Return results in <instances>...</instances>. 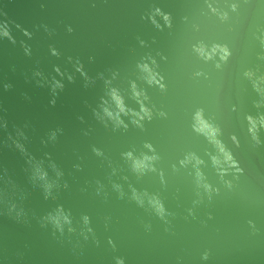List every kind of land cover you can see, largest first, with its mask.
Masks as SVG:
<instances>
[{"label": "water", "instance_id": "1", "mask_svg": "<svg viewBox=\"0 0 264 264\" xmlns=\"http://www.w3.org/2000/svg\"><path fill=\"white\" fill-rule=\"evenodd\" d=\"M262 119L264 0H0V264H264Z\"/></svg>", "mask_w": 264, "mask_h": 264}, {"label": "clouds", "instance_id": "2", "mask_svg": "<svg viewBox=\"0 0 264 264\" xmlns=\"http://www.w3.org/2000/svg\"><path fill=\"white\" fill-rule=\"evenodd\" d=\"M159 11V10H157ZM165 21H167L168 17L165 15L164 17ZM18 27V26H17ZM42 27H44L45 32L48 33L49 36H51L53 33L52 31H50L46 25H42ZM67 31L69 33L72 32V28L68 27ZM3 37L6 38L7 40H9L11 43L15 44L16 40L13 38V36L11 35L10 30L8 29V27H5V30L2 33ZM23 35L25 37H31V34L27 31L23 32ZM20 46L23 49V52L25 55L30 56L31 55V50L30 47L25 44V42L23 40H21L20 42ZM219 49L221 53H223V55L221 56V59H226V57L229 55L228 51L226 48L221 47L219 45H214L211 53L209 52H205L203 47H199L197 49H195L199 54H201L205 59H210L211 58V54H214L216 52V50ZM49 52L52 56H59L60 53L51 45L49 46ZM67 60L69 62H71L73 60L72 57H68ZM81 63L79 61V58L76 59L75 63L73 64V69L74 71L80 73L81 75H83V73L80 71L81 70ZM145 71H148L147 65L143 66ZM53 71H55L58 75H64L63 72H61V70L58 67L53 68ZM34 75L39 76L41 75L39 72L34 73ZM67 79L69 80V82H71L73 80V77L71 75H68ZM152 82V81H150ZM38 84H40V81H37ZM44 83H49L50 89L53 92V95H56V90L57 89H62L63 88V84L59 82V80H57L55 77L52 78V80L49 81H44ZM42 86V85H41ZM11 85L10 84H4V88L8 89L10 88ZM161 87H163V85H161ZM112 98L115 100L117 106L120 108L121 111H124L123 106L121 105V101L119 96L116 95L115 91L112 92ZM51 104H55V100H51L50 101ZM107 112V110H105ZM141 112L144 114V116H141L140 119H143L144 117H148L149 119L151 118L150 112L148 109H146L143 105H141ZM107 115H109L111 117V113H107ZM139 116V113L135 114ZM250 124L252 125L249 129L250 132H255V122L252 120L251 117L248 118ZM195 125H194V130L197 132H200L202 134H204L205 136H207L210 140H212L217 147L219 148V150L224 154L225 160L226 161H230L231 160V155L226 152L223 148V146L220 144L219 141L215 140V136L217 134V129L213 128L210 124H208L201 116V113L198 111L195 114ZM135 123V121H134ZM261 125L264 126V119L261 120ZM4 127L7 128V122H5ZM7 136V142L8 144L10 143L11 147H14L15 150L18 151V153L20 154L21 157H24L27 153H26V146L24 144V138L21 137V135L19 134V130H13V132H7L6 133ZM146 147H150V145H145ZM126 155H131V153H127ZM145 159H150L149 157H145ZM215 160V158H214ZM145 166L143 164V161H135L134 162V167L135 168H141ZM41 176H43V173H41ZM7 183H11V179L8 178ZM54 222L58 223V221H55V218H53Z\"/></svg>", "mask_w": 264, "mask_h": 264}]
</instances>
